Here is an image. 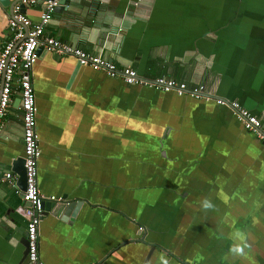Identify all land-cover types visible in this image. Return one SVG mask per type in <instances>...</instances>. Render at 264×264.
Segmentation results:
<instances>
[{
	"label": "crops",
	"instance_id": "1",
	"mask_svg": "<svg viewBox=\"0 0 264 264\" xmlns=\"http://www.w3.org/2000/svg\"><path fill=\"white\" fill-rule=\"evenodd\" d=\"M15 1L0 2V49ZM40 6L23 12L36 22ZM44 32L144 80L203 85L264 125V0H65ZM37 53V185L64 201L41 218L43 264H264V145L229 108ZM16 88L0 124V264H26L23 191L3 180L17 185L23 158Z\"/></svg>",
	"mask_w": 264,
	"mask_h": 264
},
{
	"label": "built area",
	"instance_id": "2",
	"mask_svg": "<svg viewBox=\"0 0 264 264\" xmlns=\"http://www.w3.org/2000/svg\"><path fill=\"white\" fill-rule=\"evenodd\" d=\"M60 0H17L13 3L7 24V38L0 49V124L6 116L12 101L14 87L19 95L21 110V126L23 130V159L26 187L21 192L24 206L17 212L25 219V238L27 241L26 264H43L39 256V227L43 216L42 200L63 203L62 198L45 197L37 185V166L41 150L36 129L37 108L32 86L33 68L38 59V50L56 55L70 56L79 65H86L95 71H101L111 78H120L128 85H144L156 90L177 96H187L193 99L213 100L226 106L242 124L243 129L253 134L257 141L264 145V125L261 120L244 109L236 101H226L214 97L203 85L189 87L183 82L170 78L159 77L154 80H144L131 68L118 69L106 59L72 47L56 38L45 34L44 29L51 20ZM40 4L39 19L34 22L23 12L26 6ZM3 180L9 183L19 193L14 183V177L7 172ZM142 231L141 228H139Z\"/></svg>",
	"mask_w": 264,
	"mask_h": 264
},
{
	"label": "water",
	"instance_id": "3",
	"mask_svg": "<svg viewBox=\"0 0 264 264\" xmlns=\"http://www.w3.org/2000/svg\"><path fill=\"white\" fill-rule=\"evenodd\" d=\"M0 2L2 4H6L8 2V0H0ZM64 3H65V0H60L58 6L56 7V9L54 11V13L57 12V10L59 8H61V6H63ZM40 7L42 8V6H40ZM13 165H14V167L16 169V174L18 176L17 177L18 179H17V185L16 186L21 191H24L25 190V187H26L24 159L23 158L16 159L14 161ZM55 203H57V202L49 201V200H46V199L45 200H42V202H41V209H42L43 215H44V212L48 209V207H50V206L51 207H54L56 205ZM78 206H79V203L77 204L76 202H69V203H67L66 204V207L64 208V215L67 216L70 213V211H73V210L76 211V209L78 208ZM59 209H62V207L61 208H58L57 210H59ZM140 241L143 242L144 240L142 239ZM25 242H26V244H25L24 254L26 255V253H27V241H26V239H25Z\"/></svg>",
	"mask_w": 264,
	"mask_h": 264
},
{
	"label": "flooded vegetation",
	"instance_id": "4",
	"mask_svg": "<svg viewBox=\"0 0 264 264\" xmlns=\"http://www.w3.org/2000/svg\"><path fill=\"white\" fill-rule=\"evenodd\" d=\"M141 229H142V232H145V231H146V229H145V228H142V227H141Z\"/></svg>",
	"mask_w": 264,
	"mask_h": 264
}]
</instances>
